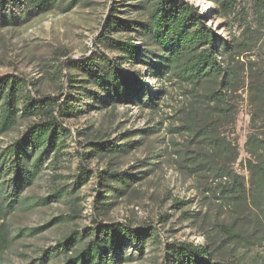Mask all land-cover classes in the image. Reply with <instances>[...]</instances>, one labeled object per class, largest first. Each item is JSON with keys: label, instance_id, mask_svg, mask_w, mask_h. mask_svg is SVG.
<instances>
[{"label": "rangeland", "instance_id": "1", "mask_svg": "<svg viewBox=\"0 0 264 264\" xmlns=\"http://www.w3.org/2000/svg\"><path fill=\"white\" fill-rule=\"evenodd\" d=\"M157 1L82 0L66 12L53 10L23 24L0 23V78L30 80L28 92L36 98L50 95L65 100L69 91L73 98L68 102L77 109L74 116L61 120L67 134L57 135L64 140L60 149L48 151L11 207L13 173L0 175L7 185L0 188V222L7 236L0 264L36 262L75 231L89 241L97 225L139 231V246L130 237L124 238L115 253L117 264H177L170 258V244L206 248L213 263L264 264V198L260 207L255 205L259 203L253 198L257 184L248 161L264 163V145L255 156L246 148L253 133L264 139V20L257 18L256 0H236L232 13L218 10L215 0H179L203 16L218 37L216 44H227L230 49L217 57L236 75L232 89L226 90L232 114L218 119L215 126L237 153L230 167L242 178L239 183L245 190H238L242 200H247V205L239 207L229 202L226 192L217 200L212 191H206L224 181L220 184L209 175L196 180L190 170L197 140L181 127L191 89L172 71L159 75L154 68L158 53H167L150 40L147 30ZM110 14L130 26H115L108 36L139 46L137 58L124 60L123 52L102 39ZM256 35L260 39L254 44ZM93 57L115 63L118 72L137 82L143 102L152 94L157 105L115 100L77 68L69 64L60 68L62 61ZM69 78L80 80L75 84L92 94H76L81 90L72 88ZM15 103L17 123L0 133V151L43 121L39 115L23 112L22 100ZM208 103L203 111L216 118ZM207 122L196 117L194 123L197 128ZM109 144L113 146L102 148ZM81 153L87 157L83 159ZM84 167L89 174L78 184ZM111 255L107 257L112 264ZM65 257L60 254L48 264H62Z\"/></svg>", "mask_w": 264, "mask_h": 264}, {"label": "trees", "instance_id": "2", "mask_svg": "<svg viewBox=\"0 0 264 264\" xmlns=\"http://www.w3.org/2000/svg\"><path fill=\"white\" fill-rule=\"evenodd\" d=\"M218 10L223 13H232L237 6L236 0H215ZM82 0H0V23L2 24H23L32 17L41 15L53 10L66 12L80 4ZM255 12L260 21L264 20V0H256ZM152 25L147 29L150 40L167 53L159 52L158 63L154 67L157 74L161 75L164 71H172L181 82L187 83L191 89V98L185 106L184 126L194 134L197 140L198 150L192 152L190 158L191 169L195 174L196 180L203 175L216 178L222 185L216 186L212 191L219 200L226 192L229 202L234 207L247 205V200L240 195L238 189L244 191L242 178L237 175L230 167L231 162L237 155L231 142L223 137L215 126L218 119L226 120L231 114L232 109L228 106L226 90L232 89L235 80V72L232 73L228 67H224L218 61V53L229 51L227 44L218 45V37L204 23V18L196 8L189 6L184 1L179 0H158L157 6L152 9ZM115 26L127 28L130 25L125 20L118 19L112 14L109 15L102 33V39H107V43L112 48L120 50L127 58H137L141 53V48L130 41L117 42L108 36V32ZM257 32H261L257 30ZM252 37V36H251ZM260 38L254 37V44ZM101 40V38L99 39ZM220 43V42H219ZM231 48V47H230ZM242 54L238 52V55ZM169 55V56H168ZM70 65L82 71L89 77L87 80H94L104 91L113 94V98L118 101L134 100L140 104H148L152 107L157 105L155 95H148L143 102L141 94L136 89L137 82L124 77L115 68V63L110 60L102 62L101 59L88 58L79 61H62L60 68ZM150 69V67H149ZM86 80V79H83ZM30 80L23 77L0 78V133L12 129L16 125V101L25 102L23 112L31 115H39L43 121L36 126L30 127L22 139L0 151V175L7 171L13 173V190L9 194V206L20 198V189L32 181L35 173L41 168L40 163L47 156L51 148L59 150L64 140L57 138L59 133L67 134L62 118L74 116L76 108L68 99L73 95L67 91L66 99L60 100L57 96L34 97L29 94L28 84ZM72 88H77L81 92L76 94L83 95L90 91L83 85H77L80 80L68 79ZM261 92V91H259ZM92 94V93H90ZM200 94L201 97H198ZM75 98V97H74ZM210 102V103H208ZM214 109V115L209 111H203L205 104ZM74 108V109H73ZM3 109V110H1ZM227 112H229L227 114ZM227 114V115H226ZM196 117L200 120L209 121L202 127L196 128ZM216 121V122H214ZM264 145V139L257 133H253L246 144L248 152L255 156ZM31 146V148H28ZM113 145H102L103 149H109ZM37 151V156L31 158V154ZM83 159L87 156L80 154ZM253 171V178L257 184V189L253 198L259 202L255 205L261 206L264 198V163L248 160ZM6 167V168H5ZM5 170L2 171V170ZM2 172V173H1ZM89 171L86 167L81 169V180L78 184H83L87 179ZM96 175L100 176L98 172ZM229 183L227 188V184ZM232 184V185H231ZM6 183L0 181V188H6ZM235 186V187H232ZM239 187V188H238ZM241 200L244 203H241ZM262 220L264 221V212ZM93 239L87 240L78 233L73 232L64 236L52 252L46 250L42 258L27 264H48L58 255L66 257L62 264H111L107 254L110 252L112 264H117L115 258L121 249L125 237L139 246V231L131 228L123 229L121 226L97 225L94 227ZM7 240L6 227L0 222V253L4 250ZM88 241V242H86ZM83 246V247H81ZM172 254L170 258L177 264H219L210 261V254L206 248L195 247L193 245L170 244ZM72 252V255H67Z\"/></svg>", "mask_w": 264, "mask_h": 264}]
</instances>
